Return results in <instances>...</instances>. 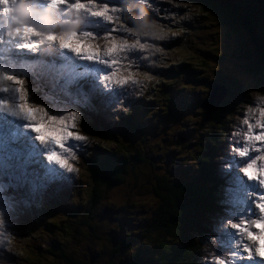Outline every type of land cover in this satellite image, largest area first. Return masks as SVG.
Instances as JSON below:
<instances>
[{
  "label": "trees",
  "instance_id": "1",
  "mask_svg": "<svg viewBox=\"0 0 264 264\" xmlns=\"http://www.w3.org/2000/svg\"><path fill=\"white\" fill-rule=\"evenodd\" d=\"M181 1L185 3L184 7L191 9L195 17L197 14L192 5L197 2L207 13H215V19H219L229 28L222 31L223 36L216 38L213 36L215 30L209 29L207 24L201 21L199 28L211 37V42L209 47H204L198 52L195 60H193L191 52L183 51L177 53L168 69L162 65L149 67L143 93L145 98L152 99L156 103L151 108L157 112V116H160L157 120L160 119L161 121H158L157 127L153 125L144 126L143 131L155 129L156 136L153 135L154 138L150 142L144 141L141 144V152L129 142L134 155L124 151L119 153L123 162L134 163L129 169L121 172L118 165H113L112 171L107 172L108 166H100L97 158L91 160L87 158L86 163H83L86 164L85 168L90 172L91 177L77 192L80 196V204L76 206L75 212L77 214L84 212V214L78 219L76 225H72L69 221L64 222V220L75 218L68 216V214L73 213L71 209H68L57 220L63 229L70 232L68 236L77 237L78 241L86 238L88 243L85 247L78 245V251L68 252L65 256L67 264H88L85 257L92 255L89 251L91 241L94 238H103L99 231L100 221L101 224L104 220L116 222L119 219L117 218L119 213L125 215V221L131 217V223L137 222L138 225L143 219L144 230L141 234L134 239L120 238L117 242L119 245H123L124 249H129L137 240L143 241V250L133 253L129 261L130 264H137V258L144 256L142 251L150 260V264H191V261L195 264V260L201 256L200 251L195 252L194 247H198L197 243L203 234L202 230L207 228L213 215L219 213L216 191L212 183L206 178L214 167V155L221 150V145L225 140L222 131L227 125V117H231L232 113L236 111V105L244 101V94L264 93V0H217L229 14L228 19L222 17L221 12L214 11V0ZM178 13L176 12L175 16ZM174 18L166 22L167 26L174 28L171 31L174 35L172 41L175 45L187 44V36L176 32L179 27L177 23L182 19L184 21L186 15L183 14V16ZM233 18H235V23L231 25ZM173 19L175 21H172ZM228 29L234 33L233 42L232 34ZM241 30H245L247 33L240 36L239 31ZM245 40H248L249 47H252L254 51L250 54L256 59V61L251 59L247 54L243 57L250 65L247 70L259 75L245 88L246 90L242 89L241 84H235L236 81H239L240 76L234 75L236 73L244 74L235 68V63L232 61L236 56V47L240 48ZM222 58H228V65L219 66ZM260 58L263 59L262 64L258 63ZM190 66H193L192 68L197 69V71L198 69L201 70L203 73L197 71L193 73L182 72ZM209 74H213L215 81L219 84H225V90H227L224 98L211 112L203 108L199 101L187 117L179 119L181 115L185 114H183L182 108L176 106L172 100L169 101L170 92L179 80L185 77L190 82L188 86L190 89L200 85L201 99L205 100V96L210 94L213 85L210 83ZM206 86L208 87L207 91L204 89ZM192 95L195 97L197 93ZM186 102H190V100H186ZM163 114H165L164 119L161 117ZM196 116H199V122L203 127V130L198 131V133L191 127L195 124L191 121ZM188 127L189 130H187ZM88 130L92 134L99 132L95 125H89ZM178 135L180 137H177ZM98 137L97 146H101V148L105 146V142L111 141L109 137L102 136L101 133L98 134ZM189 137L194 138V140L189 142ZM169 147L172 150L170 153L167 152ZM135 160H137L138 165H136ZM168 160H171L173 164H176V161H180V163H177L176 169L172 170ZM184 160L190 161L191 169L182 167L185 164ZM138 166L141 168L140 177L137 173L135 175L139 169ZM143 168L150 171L144 180ZM196 168L201 172L199 177L195 176L197 175L195 174ZM190 172L193 173V178L189 176ZM128 178H130L129 181ZM131 178L136 183L131 182ZM123 179L128 186H138V188L128 190L122 187L115 193V198L101 199L107 188L122 183ZM142 197L144 200L141 199ZM119 204L124 205V207L118 206V210H116L115 206ZM92 207L94 208V222L90 224L89 217ZM135 210H137V215L134 213ZM146 213H148L149 225L145 224ZM197 216H200L202 229L193 240L189 230L192 229ZM109 231L111 234L118 235L125 233H117L114 225H109ZM147 231L151 234H147ZM185 240L187 243L182 245Z\"/></svg>",
  "mask_w": 264,
  "mask_h": 264
},
{
  "label": "clouds",
  "instance_id": "2",
  "mask_svg": "<svg viewBox=\"0 0 264 264\" xmlns=\"http://www.w3.org/2000/svg\"><path fill=\"white\" fill-rule=\"evenodd\" d=\"M78 3H73V5H68L67 7L64 6H58L54 4H49L48 6L44 7L43 9H37L33 6L32 0H0V23L7 22L10 31L9 35L18 37L17 40H15L9 49H11L10 54L8 56V63L11 67H17L21 70V73H24L26 71H32L35 70V68L29 64H26L25 62L29 60H35V59H29L22 61L19 60V51L21 52H27V47L31 48L34 53L38 54V59L41 58L42 53H45V49L48 48H42L40 46H33L31 44L30 39L32 37H36L39 40V43L41 45H51L57 41H59V37L61 33H76L77 30L81 28V25L85 23L84 19V7H76ZM60 12H63V15H59ZM140 17L136 20V30L141 32L144 35H151L156 36L159 39H163L166 35L162 31H157V26L154 22H150L147 19V11L144 8L140 9ZM56 33L55 36H53ZM49 36L55 37V38H49ZM80 41L81 46L85 44L95 48V58H89V55L85 51H80V53H76L75 51H70V56L67 57L65 60L62 57H53L51 60L54 63L57 68V70L63 75V77L66 79L69 86H73L76 81L75 79H78V81H84L85 83H94L91 82L90 79H87L86 81L84 79H79L80 76H77L75 79H73V75L75 73H82L84 76L86 73V70H91L92 67L99 68V64H101V61L98 59V57L101 55V25L99 23H96L95 27L93 29H89L88 33L86 35H76ZM29 40V43L25 40ZM173 45V41L170 43ZM58 47L64 48L67 51H69V47L62 46L60 42L57 43ZM158 47L153 51V53L150 55V57H163V53L165 51L164 45L157 42ZM161 49V52H160ZM240 51L241 59H244L243 57L247 54V56L251 57V59H256L250 54V52H254L252 50V47H249L248 40L238 48ZM85 54V60L87 61V66L82 65V59L80 57V54ZM240 55L236 54L233 62H236L237 57L240 59ZM50 56H53L49 54L44 60L50 58ZM134 60V57H132ZM140 60H145V58H141ZM260 62V61H259ZM258 62V63H259ZM99 63V64H98ZM39 68L35 71H38V73H41L39 71ZM83 68V69H82ZM243 73V72H242ZM246 73V72H245ZM244 74V73H243ZM257 74V72H256ZM8 74L5 69L0 68V82H10L7 78ZM42 78L44 79V82H48L50 85H54L52 83V80L55 82V76H53L51 79L48 78V74L45 72H42L41 74ZM259 76V75H258ZM251 77V76H250ZM247 75H242L239 78V81H236V84H241L242 89H245L252 81L254 77L250 78ZM59 79H63L62 77H58ZM212 83H216L215 78L213 77V74H211ZM254 79H257L254 78ZM64 82L60 81L57 83L58 87L54 85L55 89L53 93H56V90L59 88L60 91L63 90L62 86ZM115 85L111 81L103 82L101 83V87L105 89L109 94H112L113 99H117L119 97H124L125 99H133L132 94L135 91H121L117 88H115ZM190 85V82L185 77H182L179 82L176 84V86L173 88V90L169 94V101H173L176 106H179L183 109V114H188L190 109H194L197 105V103L200 101V105L206 109V105L211 103L212 99L215 96V86L212 85L210 89V94L208 96H205L206 99H201L200 94V85L195 86V88L190 89L188 86ZM5 88H0V91H4ZM7 90H9L7 88ZM136 90V89H135ZM246 90V89H245ZM15 91H17L15 89ZM139 91V90H136ZM197 93V95L194 97L192 94ZM253 93V92H251ZM250 93L244 94V97L247 96ZM186 100H190V102H186ZM102 103L111 101L106 100L105 98H102ZM196 103V104H195ZM205 103V104H204ZM132 107L126 109L123 111V115L120 118L121 120H124L126 126H122L120 129V135L117 133H113L111 136H113L114 142H119L115 145L114 149H112L109 152H103L102 150L98 155H101V158L104 159V162L101 161L100 166H108L107 172H111V167L113 165H118V168L121 172H125L127 169L130 168L131 164L134 163H125L119 158V153L121 151H124L125 153H130L134 155L133 148L129 146V142L135 147L136 145H141L144 141L150 142L152 138H154L153 135H155V129H152V131H143L144 126H149L150 123L156 121V116L158 115L155 110H152L151 106L153 107L156 103L152 99H148L145 97H142L141 99L132 100L131 102ZM204 104V106H203ZM166 108V106H165ZM165 114L161 115L163 119ZM160 116H157V118ZM158 121H161L160 119ZM147 122V123H146ZM155 127L158 126V124L154 123ZM89 136H91L89 134ZM156 136V135H155ZM243 138V137H241ZM140 147V146H139ZM141 152V151H140ZM12 151V156H13ZM12 161H8L4 163L3 169L4 174L8 173L9 171L16 172V178L13 179L16 183V185L19 184L20 179L27 178L28 179V186L32 189L31 195H30V202L32 205H36L42 196V190L41 188L38 189L36 187V182L38 180H45L46 181V174L42 171L41 168L31 166V165H25L17 167L19 163L23 162V158L21 157H12ZM134 162V161H133ZM136 165H138L137 160H135ZM190 164H183L182 167L189 168ZM77 174L73 175V189L77 187L83 186L91 177L90 172L87 171V169L84 167V165H81L80 163L77 165ZM137 171L135 172V175L140 177V171L141 168L138 166ZM133 178V175H131ZM131 178V179H132ZM130 178H128V181ZM72 181V180H71ZM70 182V181H68ZM133 183H136L134 179H132ZM72 192L73 196H78L75 203H71L69 206H66L63 208V210H67L71 207H74L76 210V206L80 204V196L77 192ZM59 195H62V199L60 201V206L63 205V203L66 201V199L69 197V194L67 192H55ZM59 197V196H58ZM61 198V197H60ZM73 210V213L68 214V216L76 217L77 213ZM80 212V211H79ZM76 215V216H75ZM82 217V215L80 216ZM71 218L69 220H64V222H70L72 225H76V222L80 218ZM7 225V222L2 224V231L4 227ZM0 231V233H2ZM70 232L67 229H59L55 228V230H50L44 235H38L37 231L34 229H29V234L36 243V238L40 240V246L41 249L45 252L50 251L49 261L48 263L44 264H67V261L65 259V256L70 251H78V245L79 241L78 238H71L68 236ZM248 239L252 242L251 245L245 244L244 250L247 253V257L251 258L253 257V251L252 249H255V255L264 257V237H261L259 243L260 247L257 248V242L255 238L248 237ZM31 248V247H30ZM37 254V253H36ZM17 255V257H16ZM24 250L19 251L18 248H15L14 246L7 248L6 250H3L1 252V257L8 259L14 258L17 260L20 264H26V257H25ZM31 259V257H29ZM38 258V257H35ZM242 258V257H241ZM32 260V259H31ZM33 261V260H32ZM40 262V261H39ZM231 264V262H230Z\"/></svg>",
  "mask_w": 264,
  "mask_h": 264
},
{
  "label": "snow or ice",
  "instance_id": "3",
  "mask_svg": "<svg viewBox=\"0 0 264 264\" xmlns=\"http://www.w3.org/2000/svg\"><path fill=\"white\" fill-rule=\"evenodd\" d=\"M76 7H86L84 4H77ZM105 8L102 6L100 10L94 11L95 15H104L105 14ZM49 38H55L52 36H49ZM59 42L62 46L65 47H72L76 51H85L89 58H95V48L85 44L82 48L80 39L76 36V33H64L60 35ZM115 43V42H113ZM116 49L114 47L109 48V52H114ZM54 67V66H50ZM83 75L82 73H75L73 75V79H75L77 76ZM7 78L18 86L16 90L20 93V103L18 104V110L21 113H24L28 116L30 120H36L38 123L33 124L32 127L35 128L36 133L39 136V139L41 141H52L55 144L59 145L60 147H64V144L66 141L69 140L70 137H75L76 140H84L85 137L80 134L79 132H70L68 131L67 127L64 126V120L65 119H71L72 121H78L79 116L76 113L69 114L68 117L59 118V117H49L47 120L44 119L45 113L42 108H40L38 105H31L27 102V93L24 88V81L21 79H18L16 75H10L8 74ZM105 79H109V77H105ZM126 79V78H125ZM125 79H121L118 82L123 84L125 82ZM2 106H6L2 105ZM261 121H264V110H261V119L257 121V127L264 128V123H261ZM247 123V121H245ZM60 125L61 127L56 128L53 130L51 127L52 125ZM3 125L0 124V128H2ZM2 134V133H0ZM246 140L248 142L253 141H264V131H261L257 134H254L251 131V128L247 134ZM15 142L20 144L22 146L23 150H26L29 152L30 156H38L39 153L37 152V146L35 145L34 141L32 140L31 136L28 133L20 132L15 137ZM13 153H17L21 151V149L13 148ZM234 153L239 158H248V160L241 159L240 162L244 163L245 166L243 168L239 169V172L243 173L244 177H247L248 181H257L258 183L255 184V187L259 189V191H249L246 193L248 200L250 201L251 206L247 208L245 215H240V218L243 217L242 223H234L232 225V229H242L245 231L248 235V237L255 238L257 242V248L260 247V239L261 237H264V169H261L259 171V174L257 173V170L255 168L256 160L257 159H264V156H258L256 159H252L249 147L245 145L244 147H235ZM50 159L56 160L59 164L65 167L71 168V165L68 164L67 160L64 159L58 152H52L50 154ZM244 184L243 179L238 175L236 178V189L235 193L238 194L241 191V185ZM234 195L232 202L235 204L243 205L244 200L239 198L238 195ZM251 213V216H258L257 219H252L251 216L248 214ZM242 225H244L242 227ZM255 226L257 229H259V232H253L250 230L252 226ZM246 259L254 260L255 257H243ZM217 264H223V261L217 258Z\"/></svg>",
  "mask_w": 264,
  "mask_h": 264
},
{
  "label": "rangeland",
  "instance_id": "4",
  "mask_svg": "<svg viewBox=\"0 0 264 264\" xmlns=\"http://www.w3.org/2000/svg\"><path fill=\"white\" fill-rule=\"evenodd\" d=\"M214 2L216 4V5L214 4V11L215 12H221L222 17L228 19L229 18V14H227V11L225 9H223L222 5H220L217 2V0H214ZM209 16L211 18V21H209V23H211L210 24L211 29L213 28L215 30L213 32V36L214 37L220 36L222 31L225 28H229L228 26L224 25L221 21L219 22L218 20H216L214 14L209 13ZM234 23H235V18L232 19L231 25H233ZM228 30L232 34V42H233L234 33L230 29H228ZM244 33H247V31H245V30L239 31V35L240 36L243 35ZM198 40L201 42L202 46L205 45L206 41H203L200 38H198ZM245 42H246V40L243 41V44ZM160 52H161V49H160ZM235 53L240 55V51H239V49L237 47L235 49ZM239 57H240V59L237 57L236 62H234L235 63V68L237 70L243 72L248 77L251 76L250 78L258 77V75H255V74L251 73L249 70H247V68H249V66H250L249 63L246 62L244 59H241V55ZM262 63H263V59L260 58L259 64H262ZM227 65H228V63H227ZM226 68H228V66H226ZM244 70H246V71H244ZM237 74L241 77V74H239V73H237ZM254 78H252V79H254ZM259 81H261V80L259 79ZM215 88H218V86H215ZM204 89H205V91H207L208 87L206 86V87H204ZM220 98H221V95L216 99L215 104L219 101ZM204 104H203V106H204ZM214 108H215L214 106L212 108H210L209 112L213 111ZM192 110L193 109H190L189 112L192 111ZM187 116H188V114L181 115V117H179V119L185 118ZM191 122L195 123L191 127L197 133H198V131L203 130V127H202L201 123L199 122V116H196V118L193 119ZM187 130H189V127H188ZM177 137H180V135H178ZM193 137H195V134H193ZM192 140H194V138L189 137V142L192 141ZM139 146H141V145H139ZM135 148L139 149V151H141L140 147H138V145H136ZM175 151H177V150H175ZM167 152H169V153L172 152L170 147L167 149ZM168 161H169V164H170L169 167L172 170L176 169V164L177 163H180V161H176V164H173V162H171V160H168ZM183 162L185 164H189L190 163V161H188V160H184ZM149 173H150L149 170H146L145 168L142 169V174L144 176L143 180L145 179L146 176L149 175ZM62 179H63V181L68 182V181L73 180L74 176L71 174L70 171H65L63 173V175H62ZM72 187H74V186H72ZM122 187L123 188H127L128 190H135V189L138 188V186H135V187L128 186L126 184V181L123 179L122 183L107 188V190L105 191V195H102L101 199H106L108 197L110 199L115 198V193L118 192V190L120 188H122ZM79 188H80V186L77 187L75 189V191L72 188L69 189V191H71V192H67V194H69V197L63 203V205L59 207L60 210H62L66 206H69L71 203H75V201L78 198V196L74 197L72 192L73 191L74 192H78ZM139 192H141V191H139ZM141 199L144 200L143 197ZM85 200H87V199H85ZM118 206L124 207V205H122V204L116 205L115 206L116 210H118ZM69 209L75 210L74 207H71ZM134 213L137 215L138 214L137 210H135ZM83 214H84V212L83 213H79V214H77V216L75 218H78V217H80ZM93 215H94V208L92 207L91 211H90V217H89L90 224L94 222ZM50 218H52V217H50ZM117 218H119V219L116 222L115 221L111 222L109 220H104V222L101 224V221H100L99 231L102 234L103 238L102 239L94 238L93 241H91L90 247H89V251L92 253L93 256L92 255H88L87 257H85L86 263H88V264H130L129 261H130L132 255H133V253L135 251H138V250H140V251L143 250L144 245L142 244V242H143L142 240H137L135 242V244L132 246V248H129V249H124L123 245H121V244L119 245L117 243L118 240H120V238L126 237L128 239H134L137 235L141 234V232L144 230L143 219H142L141 224L138 225L137 222L136 223H131L132 222V218L131 217H128L127 221H125L124 220V218H125L124 214L119 213ZM144 219H145V224L149 225L148 213L145 214V218ZM109 225L116 226L117 233L118 232H125V233H123L121 235L111 234L110 231H109ZM37 234L38 235H44V233L41 230L37 231ZM147 234H151V233L147 231ZM31 240H32V238H31ZM87 243H88V241H87L86 238H83V239H81L79 241V245L81 247H85L87 245ZM239 246L240 245H236L235 248H238ZM28 250H29V248L26 249L25 254H26V252ZM34 251L35 250L29 251L25 255L26 264L27 263H31L32 260L33 261H40L39 264L43 263V261H44L43 257H40V256L38 257V255L36 253H34ZM143 254H144V256H140V257L137 258L136 263L137 264H150L151 262L148 259V257L145 256V252L144 251H142V255ZM29 257H31L32 260ZM35 257H38V258H35Z\"/></svg>",
  "mask_w": 264,
  "mask_h": 264
},
{
  "label": "bare ground",
  "instance_id": "5",
  "mask_svg": "<svg viewBox=\"0 0 264 264\" xmlns=\"http://www.w3.org/2000/svg\"><path fill=\"white\" fill-rule=\"evenodd\" d=\"M217 86L219 87V84H217ZM218 96L222 95L219 91H216V93Z\"/></svg>",
  "mask_w": 264,
  "mask_h": 264
},
{
  "label": "water",
  "instance_id": "6",
  "mask_svg": "<svg viewBox=\"0 0 264 264\" xmlns=\"http://www.w3.org/2000/svg\"><path fill=\"white\" fill-rule=\"evenodd\" d=\"M217 90H215V93H216ZM216 95V94H215Z\"/></svg>",
  "mask_w": 264,
  "mask_h": 264
}]
</instances>
